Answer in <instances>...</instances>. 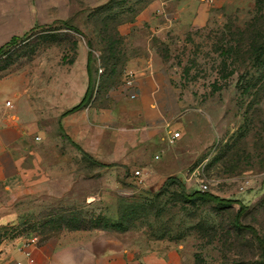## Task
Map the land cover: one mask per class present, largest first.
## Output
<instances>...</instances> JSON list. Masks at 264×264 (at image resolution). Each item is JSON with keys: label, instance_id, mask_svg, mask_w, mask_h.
Masks as SVG:
<instances>
[{"label": "rangeland", "instance_id": "374dc122", "mask_svg": "<svg viewBox=\"0 0 264 264\" xmlns=\"http://www.w3.org/2000/svg\"><path fill=\"white\" fill-rule=\"evenodd\" d=\"M147 41L179 104L180 137L167 148L128 130L127 118L111 129L105 120L110 100L131 108L125 65ZM0 46L5 101L39 115L25 183L43 182L0 206V252L86 235L163 244L181 264H264V0H0ZM87 53L82 147L52 101L84 83ZM194 190L245 209L236 219V203L183 197Z\"/></svg>", "mask_w": 264, "mask_h": 264}, {"label": "crops", "instance_id": "0c3cea01", "mask_svg": "<svg viewBox=\"0 0 264 264\" xmlns=\"http://www.w3.org/2000/svg\"><path fill=\"white\" fill-rule=\"evenodd\" d=\"M199 9L197 7V12L201 11ZM200 18L201 14L195 17V21ZM137 50L135 54L129 55L125 65V72L132 74L135 83V97L128 98L132 100L131 108L121 113V100H110L109 108L104 111L105 120L110 122L108 128L111 129L114 121L127 118L128 130L141 135L152 147L161 142L167 148V137L177 131L171 129L175 126L174 118L179 106L177 95L154 47L147 41L139 45ZM85 76L84 83L82 77L81 85L70 100L65 94L69 87L63 85L57 91L59 95L52 101L55 105L53 108L61 109L62 114L65 109L77 104L87 85L86 71ZM11 95L0 84V206L15 203L23 190L37 191L43 188V182L38 181L29 187L25 183L34 173L29 169L30 159L34 156L32 144L41 139L38 112L32 106L23 110L18 101H9V105H5L6 97ZM61 114L62 128L83 147V108ZM74 118L76 124L72 122ZM160 151L153 154L156 156L155 161L160 160ZM0 264H181V261L174 249L163 244L153 249H137L129 242L115 240L104 243L83 235L79 239L68 236L43 238L21 248L8 246L0 252Z\"/></svg>", "mask_w": 264, "mask_h": 264}, {"label": "trees", "instance_id": "16d2710c", "mask_svg": "<svg viewBox=\"0 0 264 264\" xmlns=\"http://www.w3.org/2000/svg\"><path fill=\"white\" fill-rule=\"evenodd\" d=\"M65 26L69 27L70 29H73L76 31V28H74L73 26H69L67 24H65V22H62ZM17 39L16 36H12L9 41L7 42V44H11L13 43L15 40ZM2 46H0V52L2 51ZM88 63H89V53H87V56H86V65H85V71H86V75H87V85H86V88H85V91L80 99V101L75 104L74 106L70 107L69 109L65 110L61 115H64V114H67V113H70V112H73L77 109H79L82 104L84 103V101L86 100L88 94H89V89H90V80H89V66H88ZM183 197L185 198H196V199H208V200H211L217 204H223V205H229V204H232V203H236L238 205V208H237V212H236V219L242 214V212L244 211L245 209V206L238 200H230V199H224V198H219L218 196H214L208 192H202V191H198V190H194L192 191V193L190 194H185L183 192ZM236 225L238 227H242V228H245V229H248L250 232H252L253 234H255V231H254V228L250 225H240L238 222H236ZM262 258L264 260V249L262 250Z\"/></svg>", "mask_w": 264, "mask_h": 264}, {"label": "built area", "instance_id": "2783aa9c", "mask_svg": "<svg viewBox=\"0 0 264 264\" xmlns=\"http://www.w3.org/2000/svg\"><path fill=\"white\" fill-rule=\"evenodd\" d=\"M123 87L126 90L127 97L129 99H133L135 97V92L133 91L135 88V83H134V78L132 74L128 73L127 77L123 81ZM5 105H9V101H5ZM179 137V132L178 131H173L169 134V136L166 139L167 144H172L173 141ZM35 140L38 139V137H34ZM156 158V156H154Z\"/></svg>", "mask_w": 264, "mask_h": 264}]
</instances>
